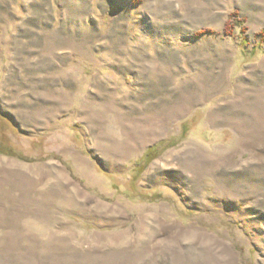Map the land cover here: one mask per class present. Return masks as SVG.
Masks as SVG:
<instances>
[{"label":"rangeland","instance_id":"374dc122","mask_svg":"<svg viewBox=\"0 0 264 264\" xmlns=\"http://www.w3.org/2000/svg\"><path fill=\"white\" fill-rule=\"evenodd\" d=\"M0 264H264V0H0Z\"/></svg>","mask_w":264,"mask_h":264},{"label":"trees","instance_id":"16d2710c","mask_svg":"<svg viewBox=\"0 0 264 264\" xmlns=\"http://www.w3.org/2000/svg\"><path fill=\"white\" fill-rule=\"evenodd\" d=\"M232 17L233 18H235V23H234V25L231 27V29H230V31L227 29L226 31H227V33H228V35H230V36H233V35H235V28H237V27H239V28H241V33H244L245 31H244V29L245 28H243V23H244V19H241L240 18V14L238 13V12H234L233 13V15H232ZM183 133H186V130H183ZM161 144V143H160ZM157 148V146H154V147H152L151 149H149V151L151 150H155ZM150 151V152H151ZM151 155V153L149 154V156Z\"/></svg>","mask_w":264,"mask_h":264},{"label":"bare ground","instance_id":"6f19581e","mask_svg":"<svg viewBox=\"0 0 264 264\" xmlns=\"http://www.w3.org/2000/svg\"><path fill=\"white\" fill-rule=\"evenodd\" d=\"M221 117V116H220Z\"/></svg>","mask_w":264,"mask_h":264}]
</instances>
